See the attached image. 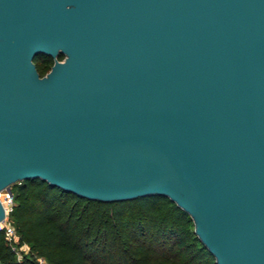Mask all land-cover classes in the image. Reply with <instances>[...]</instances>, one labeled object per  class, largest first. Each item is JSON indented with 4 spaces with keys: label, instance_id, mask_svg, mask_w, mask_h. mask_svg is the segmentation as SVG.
<instances>
[{
    "label": "water",
    "instance_id": "1",
    "mask_svg": "<svg viewBox=\"0 0 264 264\" xmlns=\"http://www.w3.org/2000/svg\"><path fill=\"white\" fill-rule=\"evenodd\" d=\"M29 178L165 195L264 264V0H0V191Z\"/></svg>",
    "mask_w": 264,
    "mask_h": 264
},
{
    "label": "trees",
    "instance_id": "2",
    "mask_svg": "<svg viewBox=\"0 0 264 264\" xmlns=\"http://www.w3.org/2000/svg\"><path fill=\"white\" fill-rule=\"evenodd\" d=\"M33 62L42 76L54 59L40 53ZM11 190L9 218L30 250L17 260L0 230V264H216L190 215L165 195L102 201L40 178Z\"/></svg>",
    "mask_w": 264,
    "mask_h": 264
},
{
    "label": "built area",
    "instance_id": "3",
    "mask_svg": "<svg viewBox=\"0 0 264 264\" xmlns=\"http://www.w3.org/2000/svg\"><path fill=\"white\" fill-rule=\"evenodd\" d=\"M0 201L4 208V217L0 220V230L3 231L6 241L16 254V259L21 260L24 254H28L30 247L27 243H20L19 235L14 224L10 221V213L14 207V194L7 190L0 191ZM39 263H43L42 257H37Z\"/></svg>",
    "mask_w": 264,
    "mask_h": 264
},
{
    "label": "rangeland",
    "instance_id": "4",
    "mask_svg": "<svg viewBox=\"0 0 264 264\" xmlns=\"http://www.w3.org/2000/svg\"><path fill=\"white\" fill-rule=\"evenodd\" d=\"M62 57L64 58V55H62ZM59 58H61L60 55L58 56V59H59ZM63 58H62V59H63ZM60 60H61V59H60Z\"/></svg>",
    "mask_w": 264,
    "mask_h": 264
}]
</instances>
